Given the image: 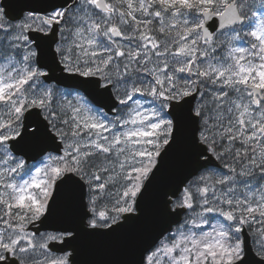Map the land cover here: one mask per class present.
<instances>
[{"label":"snow or ice","instance_id":"6c2138e0","mask_svg":"<svg viewBox=\"0 0 264 264\" xmlns=\"http://www.w3.org/2000/svg\"><path fill=\"white\" fill-rule=\"evenodd\" d=\"M0 264H264V0H0Z\"/></svg>","mask_w":264,"mask_h":264},{"label":"water","instance_id":"95a60500","mask_svg":"<svg viewBox=\"0 0 264 264\" xmlns=\"http://www.w3.org/2000/svg\"><path fill=\"white\" fill-rule=\"evenodd\" d=\"M97 258L106 259V258H110V256L108 255V253L106 252V250L100 249L97 252Z\"/></svg>","mask_w":264,"mask_h":264}]
</instances>
